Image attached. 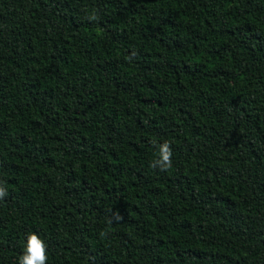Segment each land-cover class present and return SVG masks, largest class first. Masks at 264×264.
I'll use <instances>...</instances> for the list:
<instances>
[{
  "label": "trees",
  "instance_id": "obj_1",
  "mask_svg": "<svg viewBox=\"0 0 264 264\" xmlns=\"http://www.w3.org/2000/svg\"><path fill=\"white\" fill-rule=\"evenodd\" d=\"M0 185V264H264V0H0Z\"/></svg>",
  "mask_w": 264,
  "mask_h": 264
},
{
  "label": "clouds",
  "instance_id": "obj_2",
  "mask_svg": "<svg viewBox=\"0 0 264 264\" xmlns=\"http://www.w3.org/2000/svg\"><path fill=\"white\" fill-rule=\"evenodd\" d=\"M87 19L95 21L99 19L98 14L92 11ZM131 60V57H129ZM156 146V157L150 163L151 168H159L161 171L170 170L173 166L172 163V149L170 142L165 140L162 144L156 141L152 142ZM8 194L7 189L0 185V200ZM120 218V217H118ZM101 237L106 235L105 232L100 233ZM47 245L36 232H29L26 234V242L23 245L22 254L18 257V264H47Z\"/></svg>",
  "mask_w": 264,
  "mask_h": 264
}]
</instances>
